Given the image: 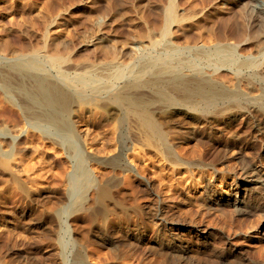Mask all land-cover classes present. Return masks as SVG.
<instances>
[{"label": "rangeland", "instance_id": "obj_1", "mask_svg": "<svg viewBox=\"0 0 264 264\" xmlns=\"http://www.w3.org/2000/svg\"><path fill=\"white\" fill-rule=\"evenodd\" d=\"M263 28L264 0H0L1 71L37 58L56 81L88 75L71 115L88 172L109 192L91 210L77 190L62 194L76 158L0 80V264H264V210H253L264 202ZM224 43L263 77L197 57ZM179 58L196 63L185 73L199 68L243 97L192 110L127 86L144 64ZM110 91L139 97L160 136L149 139ZM30 160L34 173L23 170Z\"/></svg>", "mask_w": 264, "mask_h": 264}, {"label": "bare ground", "instance_id": "obj_2", "mask_svg": "<svg viewBox=\"0 0 264 264\" xmlns=\"http://www.w3.org/2000/svg\"><path fill=\"white\" fill-rule=\"evenodd\" d=\"M174 14L175 13L173 9L171 8L167 19L169 21L173 20L175 16ZM233 53H234V49L229 44L224 43L217 45L212 50L206 51L205 53H202L199 56L197 55V57H200L201 59L209 60L213 58V56H215L217 60H219V63L222 62L223 64L226 65V64H232L234 58H236L233 57V55H235V53L234 54ZM34 59L8 61L7 64L5 65L7 66L6 70L1 71L0 69V80L3 83L6 93L8 92L11 94L13 92H16L20 94L22 99L21 105L24 108L23 112H26L37 123L43 122L44 124L47 125L46 127H48V130L44 132L43 134L44 137L51 140L54 143H58L59 145L65 146V150L67 148L69 152L73 153L72 156L76 158V166H75V170L71 173H68L67 176L70 183V189H68L67 192L66 189L67 187L66 188L64 187V189H66V192L64 193L62 191L63 192L62 194H65L66 196L68 195L70 196L71 193H73V190H77L79 197H81L80 200L78 199L77 200L79 202L81 201L80 204L82 205V207L83 204L88 203L86 204L87 209L91 210L93 209L92 208L93 201L104 204V201L107 200L109 196V192L106 184L98 183L96 181L97 178L94 179V177H92V174L90 175V173L88 172V167H86L87 163L85 159V154L82 153L81 147L79 146V140H81L82 138L80 139V136L76 133V130L74 129L75 125L73 124L72 115H71L72 112L71 104L74 98L73 97L74 95L72 96V94L76 93L81 99H83L84 85L89 81L88 75L84 74L78 76L74 81L76 82L75 85L71 81H67L66 83L62 81L59 82L56 81V79L55 80L52 79L50 75H48L45 69L40 66L39 62L36 61L37 58L35 60ZM177 62H178L177 65H172L171 60H166V61L156 60L147 65L144 64L141 67L140 72L142 73L145 72L147 73V75L145 77L139 75L131 76L130 78H128L126 82L127 86L155 89L159 97L170 101H177L179 103H184L188 105L192 110L193 109L197 110V105L199 102H205L206 104L211 106L216 102V100L220 98L235 100L243 97L237 90L224 91L223 87L221 88L218 85H215L210 80L209 75L199 68L195 67L193 68V70H191L190 73L187 72L185 73L184 67H186V64H188V67L196 66L195 65L196 63H194V61L187 62L182 58H179ZM234 63L233 65H235ZM259 65L254 64V62L250 60H243V61H239L234 66V69L232 68L233 66H231L233 71L232 69L230 71L234 74L235 77L241 76L239 73L243 71L249 77L252 76L254 78H262L263 76L258 70ZM116 75L118 77L117 73ZM116 75L112 76L110 79H115ZM97 91H99V89ZM110 95L112 97V100L114 99V101L119 102V104L123 106L122 108H124V111L127 113V115L135 121L138 128L142 130L149 139H155L158 136H160L161 131L157 120L151 114L149 109L144 105H142V102L139 99V97L134 98L131 95L127 94V92L126 93L124 92V94H116V91L113 92L110 91L109 96ZM158 95L156 96L158 97ZM170 103L173 104L172 102ZM259 103H260V107L264 109V94L261 95V102ZM201 107L203 108V105ZM204 109H202V112ZM51 128L53 129V131L49 132ZM51 133L60 135L62 139L53 136ZM151 142L153 143V141ZM157 144L161 145L160 143ZM34 148L37 151L41 152L40 155L46 151V150L44 151L45 148L43 149L40 145H38L37 147L35 146ZM167 148H169V146ZM89 156L92 157L93 155H89ZM197 165L199 164H195V166ZM33 167H34V161L30 160V162H28L25 165V167H23L24 168L23 170L26 172L32 171L34 173ZM30 174L32 175V173ZM91 200L92 203H89ZM79 202L76 201L77 204ZM74 203L75 202L73 201V204ZM261 203H260L261 205L258 204L257 207L253 210H258V209L264 210V204H263L264 202ZM80 204L78 209L82 208L80 207L81 206ZM72 206L70 207L71 210L74 207ZM216 206L219 207V204ZM75 210H77V207ZM67 211L68 208L67 209L64 208L63 212L67 213ZM91 213H92L91 216L93 217L98 216V214L101 215V213H98L97 210L95 212L90 211V214ZM66 227L69 228V226Z\"/></svg>", "mask_w": 264, "mask_h": 264}]
</instances>
